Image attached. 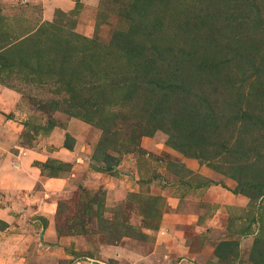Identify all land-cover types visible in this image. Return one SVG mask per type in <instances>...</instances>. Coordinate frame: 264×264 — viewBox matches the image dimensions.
Here are the masks:
<instances>
[{
	"label": "rangeland",
	"instance_id": "rangeland-1",
	"mask_svg": "<svg viewBox=\"0 0 264 264\" xmlns=\"http://www.w3.org/2000/svg\"><path fill=\"white\" fill-rule=\"evenodd\" d=\"M242 2L0 0V264H264V0ZM209 12L238 24L240 97L184 67ZM183 89L216 129L172 125L198 105Z\"/></svg>",
	"mask_w": 264,
	"mask_h": 264
},
{
	"label": "trees",
	"instance_id": "trees-1",
	"mask_svg": "<svg viewBox=\"0 0 264 264\" xmlns=\"http://www.w3.org/2000/svg\"><path fill=\"white\" fill-rule=\"evenodd\" d=\"M146 1V0H145ZM207 5H212L213 0H204ZM242 7H250V4L248 3V0H243ZM222 2H218L220 4ZM248 5V6H246ZM250 10V9H249ZM247 13V12H245ZM219 15V14H218ZM216 15L214 12L205 13L201 17V22L199 27L200 28H208L210 29L209 37L210 40L207 41V47L203 48V54L197 55V51L194 52H188L185 54V63L184 67L192 69V72L196 73L195 78H200V76L204 75H211V78L213 82L211 83V86L216 84L220 87H225V92L227 91V95L230 98L233 97V95H236L237 97H240L241 94L239 92V89L241 87L242 80L240 81L239 78L235 75L233 70L231 69L232 65L230 66V63L233 65L236 64V58H238L237 54L239 53V48L245 49L244 45L241 41L238 39H234L235 30L237 29V25L233 21H229L228 18H222L220 16ZM248 17H244V20ZM218 35V36H217ZM234 37V38H233ZM231 44L233 46H231ZM231 50L230 52H227L225 50ZM251 48V47H248ZM152 53L156 50L154 46L151 48ZM249 51H252L253 49H248ZM254 52V56L256 57V50L252 51ZM228 54V55H227ZM162 52L159 53V56H162ZM197 55V56H196ZM237 56V57H236ZM235 59V60H234ZM183 61V60H182ZM154 61H145L141 63L139 68V73L135 74V80H131L130 84L125 88V91L123 93L124 100L125 101H132L135 97H137V93L139 94L141 90V86L139 83H142L146 86L151 84V79L155 76V73L153 72V68L155 67ZM192 66V67H191ZM168 67V65H167ZM255 67V65H254ZM258 65L255 67L254 72L258 71ZM173 69V68H171ZM194 69V70H193ZM243 72V71H242ZM241 72V73H242ZM263 72V71H259ZM233 75V76H232ZM241 75V74H240ZM138 78H144V80H138ZM172 76H176V73L174 72ZM206 78L209 76H205ZM145 78H150L149 80H146ZM172 78V77H171ZM188 80V79H187ZM215 80V82H214ZM150 81V82H149ZM168 81V80H167ZM170 83H166V80H161L160 85L158 87V91L162 92V97L159 100V102L156 104L157 106H154L151 110L150 117L154 120V128L159 129V123L163 120V116H161L160 113V105L164 103L165 101H169V90L170 85L173 84V82L169 79ZM189 83V80H188ZM195 83V82H194ZM239 86L236 88L233 86V84ZM169 84V85H166ZM158 85V84H157ZM156 85V86H157ZM213 88H216L217 86H212ZM261 88V86H260ZM183 94H185V97L187 96L188 101L191 104H198L196 110L191 112H185L181 115L173 116L171 118L172 125L176 126L180 132V134H183L184 131L187 129L189 131H197L198 129L202 131L208 130L210 132L212 129H216V119H215V111L213 110V106L211 105V102H208V99L203 95L200 94V92H197L196 90H193V92L190 91H184L181 90ZM224 95V94H222ZM264 95V94H263ZM262 93H258V96H263ZM224 101V99H222ZM217 105V104H216ZM239 115L237 114L236 117ZM198 121V122H196ZM223 123V122H222ZM161 127V126H160ZM213 131V130H212ZM182 137H185L184 134ZM109 158V156H106ZM111 166H107L106 170L109 171ZM259 186L260 190L263 191L264 196V184L257 185ZM0 229H3L2 226H0ZM261 258L264 261V254L261 253Z\"/></svg>",
	"mask_w": 264,
	"mask_h": 264
},
{
	"label": "crops",
	"instance_id": "crops-1",
	"mask_svg": "<svg viewBox=\"0 0 264 264\" xmlns=\"http://www.w3.org/2000/svg\"><path fill=\"white\" fill-rule=\"evenodd\" d=\"M23 160V159H22ZM6 161V160H5ZM24 161V160H23ZM24 164H25V166H26V163L24 162ZM22 172H18L17 171V176L19 177V178H17V176H15V180L12 182L13 184L15 183L16 185H18V186H28V185H30V184H32V180L30 179V177L29 176H27L26 174H24V175H22L21 174ZM44 202V201H43ZM5 209H2L1 207H0V220L2 219L3 221H6V220H4V219H6V217L7 216H5ZM1 233V232H0ZM5 244V243H4ZM1 247V246H0ZM46 247L49 249V247H48V245H46ZM46 248V249H47ZM0 256H1V249H0ZM80 264V263H79Z\"/></svg>",
	"mask_w": 264,
	"mask_h": 264
}]
</instances>
